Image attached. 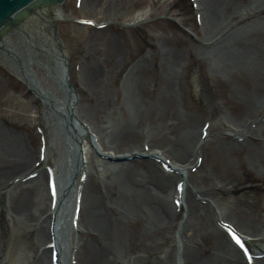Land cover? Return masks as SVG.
Instances as JSON below:
<instances>
[{
  "label": "rangeland",
  "instance_id": "374dc122",
  "mask_svg": "<svg viewBox=\"0 0 264 264\" xmlns=\"http://www.w3.org/2000/svg\"><path fill=\"white\" fill-rule=\"evenodd\" d=\"M65 1L64 16L60 15L56 19L57 31L63 44L62 50L69 59L70 69L78 85L76 95L78 116L91 128L97 143L101 142L96 151L89 141L87 143L90 149L87 151L90 162L87 163L89 167L86 168L84 175L88 174L90 180L88 183L96 185L95 194L102 201L113 199L117 193L111 192L112 189L107 191L102 183L115 175V168L109 167L102 172V167L96 160L100 157L103 162L114 165L115 162L122 163L129 159L132 161L133 156L140 170L147 167L143 162L145 159L153 160L157 164L158 172L167 173L172 181L168 190L170 191L168 200L172 205L175 204L173 212L176 223L170 226L171 230L164 234L163 240L159 238L156 249L145 253L143 259H138V264H180L179 262L181 264H214L213 259L210 258L215 252L218 237L214 235L212 229L214 226L219 227L220 220L229 223L236 220L237 230L249 235L250 240L246 243L250 245L251 251L254 254L259 253L258 248L264 246V159L254 163L255 168L251 166V162L249 163L244 150H236L232 157L236 159L237 174H233L235 171L223 173L222 160L220 161L218 157L214 159L210 149L214 151L220 143L229 140L243 139L237 133L235 123L231 119L241 107L237 99L241 95L245 98L246 95L255 93L253 89L258 88L263 91L261 87L264 79L258 78L254 86V82L249 79L251 77L249 75L248 77L246 72L241 73L240 70L235 69H233L234 78L232 75L230 77L227 73L215 69V60L212 55L200 54L199 50L209 45L203 43L206 33L202 23L204 8L200 0H194L198 7L193 10L187 5V0H94L91 4L90 0H84V3H82L83 0ZM231 2L241 10L244 9L232 15L230 13L233 7L228 8L227 12L222 9V13L225 14L223 16H227L226 20L229 22L224 25V32L231 33L236 30L243 35V32L249 30L252 24H255V27L264 25V0H231ZM197 15H200L201 23L198 20L196 22ZM81 18L93 19L96 24L107 23L109 26L105 28L86 26L77 20ZM29 22H31L32 30L35 26L38 31L39 23L28 18L27 23ZM40 30L46 34L44 41L50 43L51 27L41 25ZM30 31V29H22L19 25L7 36V39L10 36L13 37L15 44L9 43V40L6 42L8 41V46L16 47L17 45L19 51L26 54H30L32 50L35 51L33 54L37 55L30 59L34 67L32 69L30 67L31 76L27 79L40 85L42 89L53 92L57 97L62 90L59 79L53 72L41 66L43 62L46 63L51 54L44 51L40 45L38 46L37 42V44L32 42L33 37ZM24 41L28 42L27 46ZM262 45L264 48V43ZM0 53V131L5 137L8 136V138L0 139V173H5V177L0 178V240H3L0 244L8 251L7 264H37L40 252L43 248H47L45 242L50 239L48 231L50 229L51 232L49 224L51 218L49 219L48 215L51 204L48 193H43L38 186L42 179L44 183L47 182L48 174L46 163H41L40 152L38 153L37 150L41 139L35 129L36 125L46 129L44 135L48 148L47 162L55 172L58 169V175L60 174L58 166L61 161H64L67 149L72 151L74 147H65V143L69 142L67 136L63 138V135L59 134L66 132V126L65 128L56 126V133H53L52 124L47 119L53 111L52 104L43 103V100L37 99L34 90L31 91L23 81L22 71L16 69L14 65L16 63H8L3 56L5 53ZM174 56L178 58V66H176L177 75H175L177 79L171 77L174 81L172 87L179 95L175 96L173 101H169L171 104L169 108L162 111L163 115L160 117L164 118L163 122L154 124L155 122L151 120V123L142 124L137 130L140 136L135 143L123 147L128 154L134 145L133 150L136 154L128 155L121 160L111 159L106 154L101 155L102 145L108 146L109 131L114 129V127L105 128V126L119 116L117 112L119 110L115 109L116 114L111 112L106 115L107 111L103 112L102 106H105L104 103L108 101L102 102L99 97L100 85L104 83L112 89L109 102L120 103L124 98L125 74L134 67L139 77L143 78L142 83L136 88L137 94L142 98L140 103L144 105L149 101L152 102L151 99L158 95L157 92L154 94V88L160 84L162 76L159 71L163 66L166 68L167 63ZM141 60L149 61L146 69L135 66ZM16 62L19 66L23 65L25 57L20 56ZM50 62L51 65H55L53 60ZM89 67H94L96 72H102L99 85L93 84L92 81L87 82L85 72L81 74V68L86 70ZM260 98L264 100V94ZM124 109L122 106L121 110L124 111ZM170 109L175 112L173 116ZM179 113L181 120L177 121L176 116ZM54 114L52 115L57 117ZM160 117H156L155 120ZM242 119L245 127L242 129L238 127L240 133L248 131L250 134L254 133L258 130L259 124L261 125L259 130L264 133V106L255 113H248ZM154 125L161 127L165 135L159 134L156 138H150L149 128ZM206 125L207 132L203 134V128ZM189 127H193L198 138L202 136V139H206L194 146L193 154L187 156L189 160L175 158L173 151L165 152L164 149L171 146L167 144V141H172L168 137L171 138V135L176 133L175 129L184 130ZM99 138L100 141H98ZM154 140L157 142H153ZM9 141L14 149L19 151L24 149L30 153L28 163L21 170L12 167L13 160L8 150L10 144H4ZM171 149L173 150L172 147ZM153 150L158 151L159 154ZM154 155L159 156L160 160H155ZM202 162L204 163L203 172L210 181L206 180L205 184L203 180V183L200 182V179L194 182L193 176L188 181L189 199H193L204 207L203 210L200 209V219L191 220L188 218L190 211L187 212V204L184 203L180 207L176 200H173L176 184L183 181L180 180V172L170 171L162 166L169 164L172 167L175 163H189L186 166L187 173L197 176L196 169ZM31 173L37 175L28 177ZM22 176L23 180L20 179ZM80 177L78 174V181ZM31 178H34V181L30 182ZM154 179H156L155 184L156 182L159 184L151 185V190L161 191L163 185L159 181L160 177L157 176ZM77 180L75 179V182ZM208 216L212 220L213 227L207 223ZM184 223H188L189 227L186 231L187 239L183 241L181 238L187 246V251L181 253L183 259L179 253L181 250H179L178 240L181 241V239L178 234L179 228ZM81 224L87 228V224L82 222ZM42 227L46 229V236L39 242L37 232ZM79 231L76 228L69 242L67 264L78 263L75 253L79 251L81 256L84 255L86 249L84 242L91 239L84 231L78 242ZM173 236L174 240H172ZM263 255L261 258L264 257ZM46 264H49V261ZM215 264L221 263L216 261Z\"/></svg>",
  "mask_w": 264,
  "mask_h": 264
},
{
  "label": "bare ground",
  "instance_id": "6f19581e",
  "mask_svg": "<svg viewBox=\"0 0 264 264\" xmlns=\"http://www.w3.org/2000/svg\"><path fill=\"white\" fill-rule=\"evenodd\" d=\"M84 2L85 1L83 0L82 3ZM91 3H94V0H90V4ZM200 4H202V7L204 8L202 23L204 33H206V38L204 37L203 43L209 44L203 46V49L199 50L200 54L212 55L215 60V69L225 74L227 73L230 77L231 75L233 78L235 76L233 69L240 70L241 73L246 72V75L251 77L249 79L254 82L255 86L258 78L261 80L264 79V48L262 45L264 43V25H257L255 27V24H252L249 30L243 32V35H240L241 32H237L236 30L231 33L224 32V25H227L229 22L226 20L228 19L227 16H223L225 14H223L224 12L222 13V9L227 12L229 10L228 8L231 9L233 7L230 13V15H232L233 13L242 12L244 8L241 10V8L231 2V0H200ZM42 10L43 9L39 7L34 8V11L36 12H42ZM56 11L57 17L60 12L58 11V8ZM53 12L55 13V8H53ZM19 23L21 24L20 27L22 29L25 28L26 30H31L30 32L33 37L32 42L34 44L38 43V46L40 45L44 51L51 54V57L46 61V63L43 62L41 66L46 67L49 72H53L57 79H59L60 87L62 89L60 92L61 94L56 97L53 92L42 89L40 85L33 81H31L30 84L37 91H39L46 103L52 104L53 111L47 119H49L52 124V128L54 129L53 133H56V126H59L60 128H65L66 126V132L59 134H62L63 138L67 136V141L69 142L65 143V147H74L72 151L67 149L64 155V161L60 162L58 166L60 174L58 175V169L54 173L56 201L54 207L51 206L50 213L48 215L49 219H53L54 216V227L52 229V233L50 232V229L48 231L50 239L45 242L47 243V248H43L40 252L37 264H46L48 261L49 264H67V250L70 247L69 242L74 236L73 233L76 231L74 221L77 218L76 208L78 204L76 203L78 194L81 195L80 203L82 205L78 214L79 219L77 231L80 230L78 232V242L81 240L80 238L82 237V233L84 231H86L87 236L91 237V239L84 242V244H86L84 255L81 256V254L78 253L79 251L75 253L76 258L78 259V263L76 264H138V259H143L145 253L156 249L160 241L159 238L164 239V234H166L167 231L170 232V226H174L176 223V219H174L175 214L173 212L175 204L172 205V203L168 200V196L170 194V191L168 190L172 181L167 173L163 172V174H161V172H158L157 164L153 160L149 161L145 159L143 162L147 165V167L144 170H140L134 156L131 159L132 161L129 159L128 161H123L122 163L115 162L114 165L103 162L100 157L96 160L98 165L102 167V172L109 167L115 168V175L111 177L110 180H105L102 183L104 189L107 191L112 189L111 192L117 193V196L111 200L109 198V200L105 202L102 201L101 198H98L97 194H95L96 185L88 183L90 182L88 174H85V181L77 180V175L79 174L80 176L84 174L86 172V168L89 167L87 165V163L89 164L90 162V156L87 155V151L90 150L87 146L88 141L90 145L94 147L95 151L96 148H98V145H101V142L97 143V139L94 138L91 130H86L83 125H78L79 121L76 120L77 114L75 111L76 98L66 85L65 69H63V63L61 61L62 55L58 53L51 43L44 41L46 34L40 30V24L38 25V31H36L35 26L32 30L30 25L31 22L27 23V21H25L21 23V20H19ZM230 26L231 23L229 24V27ZM5 39V37L0 39V45L2 44L6 49V53L3 55L5 60L10 64L16 63L14 64L16 69L22 71L26 77L29 76L30 78V67L31 69L34 67L30 59L37 54H33L35 53L33 50L30 54L19 51L17 45L16 47L11 45L8 46V41L4 42ZM6 40H9V43L11 44H15L13 37L11 36ZM24 42L27 46L28 42ZM118 54L120 53L118 52ZM20 56L25 57V63L19 66L16 61L17 58H20ZM173 58L169 63H167L168 65L166 68L163 66L159 71L162 76L160 84L158 87L154 88V94L157 92L158 95L154 96V99H151L152 102L149 101V103H145L144 105L140 103L142 98H140V95L136 92V88L139 86L138 84L142 83L143 78L139 77L134 67L128 70L124 79V98L120 103L117 101L109 102L108 99H110L112 89H109L106 85H104V83L103 85H100L99 97H101L102 102L103 100L108 101L107 103H104L106 107L102 106L103 112L107 111L106 115H108L111 112L116 114L115 109L119 110L117 111L119 116L105 126V128L114 127V129L109 131V137L107 138L108 146L102 145L101 155L106 154L110 156L111 159L114 158L121 160L128 155L130 156L134 153L136 154L133 150V148L135 149L134 145L130 148V153L128 154H126L127 152L124 151L125 149H123V147L135 143V140L140 136L137 130L141 128L142 124L151 123V120L155 122L154 124L163 122L164 118L160 117V115H163L161 114L162 111L169 108L171 105L169 101H173L175 96L177 97V95H179L172 87V84H174L172 82L174 81L171 77L176 78V66H178V58ZM51 60L55 62V65H51ZM148 64V60H141L135 66H138L139 68L141 67V69H146ZM120 68H123V66H120ZM81 69L82 75L84 72L86 73L84 76L87 78V82L92 81L93 84L99 85V81L101 80V71L96 72L94 67H89L86 70H84V68ZM261 88L264 89V82L262 83ZM253 90L256 92L246 95L245 98L244 95L238 97L237 101L241 104L240 110L238 113L234 114L233 117H231L235 123L237 133H239L243 139L235 141L229 140L224 143H220L214 151L212 148L210 149L212 151L211 155L213 154L212 157L214 159L218 157L220 161L222 160L223 173H231L235 171L233 174H237L236 171L238 168H236V159L232 157L234 151L236 150H244L249 163L251 162L250 164L253 167H255L254 163L264 159V133L259 130L261 125L259 124L257 127L258 130H255L254 133L251 132V134L250 131L240 133L238 130V127L241 129L245 127V123L242 121L244 116L248 113H255V111L260 110V108L264 106V100L260 98L264 94V90H258V88ZM122 106L123 109L126 107L124 111L121 110ZM54 113L57 117L52 115ZM170 113L171 116L175 114V112L171 109ZM156 117L160 118L155 120ZM180 118L181 114L179 113L176 116L177 121H180ZM149 129L148 133L150 138H156L159 134L162 136L165 135V132L162 131L161 127H157V125L151 126ZM200 131L202 134V130ZM175 132L176 133L174 135H171V138L168 137L169 139H172L170 142L173 143L167 141V144L171 146L168 149H164V151H173V155H175L174 157H177L178 159H187L188 155L191 156L193 154V148L198 142L201 140L206 141L205 138L202 139V136L198 138L193 127H189V129L184 128V130L177 128L175 129ZM166 135L169 136L167 133ZM5 138H8V136L6 135L5 137L3 132L0 131V139ZM98 141H100V138ZM153 142L157 141L154 140ZM4 144L8 145V150L10 151V156L13 160L12 167H14V169L21 170V168L28 163L30 153L26 152L24 149H20V151L18 149H14L11 141ZM37 150L39 153L41 149L38 148ZM159 150L160 149H158V151ZM153 151L159 154L158 151ZM47 152L48 151H46L44 161H42L46 164H48ZM154 156L159 157L157 155ZM188 164L189 163H175L172 165L174 171L180 172V180L185 181L182 192L175 188L176 191L174 192L173 200L182 199V203L187 204V212L189 213L190 211L188 218H191V220H199L201 216L200 209L203 210L204 207H201L193 199H189L188 181H190L192 176L194 182H196V180L199 181L200 179V182L203 180V184H205L206 180L209 182L210 179H207L205 173L203 172V162L196 169L198 170V174H196L197 176L187 173L186 166ZM157 176L160 177L159 181L162 182V190L152 191L150 186L159 184L158 182H156V184L154 182V180H156L154 178H157ZM2 177H5L4 172L0 173V178ZM41 177H43V175H41ZM22 178L23 176L20 179L23 180ZM48 179L49 178H47L46 183H44V179H42L38 186L41 187L43 193H48L50 197V204H52L53 196L50 193ZM75 179L77 180L76 182ZM31 180L34 181V178H31L30 182H32ZM208 220L209 221L207 223L212 226L211 218ZM81 222L87 224V228L84 227ZM230 222L232 226L237 228L236 225H238V222L236 220H232ZM187 224L184 223L179 228L178 236H180L179 239L182 238L183 241L187 239L186 231L187 227H189ZM212 232L216 235V237H218L215 243V252L212 258H210L213 259L212 262L214 264L216 261L221 264H249V257L244 255L241 248L233 243L234 239L232 237L225 235V230L214 226ZM244 235L246 238H249L248 234H241V232L238 234L241 239ZM37 236L39 242L46 236L45 227L38 229ZM52 236H54V239ZM189 237L191 238V236ZM174 239L175 238L173 236L172 240ZM182 239L181 241L178 240L180 247L179 250H181L179 252L180 257H182L181 253H184L187 249V246L182 242ZM53 240L55 245L54 247L57 250L55 253L58 255L56 260L54 259V256H56L54 253V247L50 245V242ZM1 241L3 242V240H0V242ZM258 249L260 251L259 254H264V246L259 247ZM7 252L8 251L4 248V246L0 244V264H7ZM250 255L253 256L251 251ZM179 263L181 264V262ZM251 264H264V257L253 258Z\"/></svg>",
  "mask_w": 264,
  "mask_h": 264
},
{
  "label": "water",
  "instance_id": "95a60500",
  "mask_svg": "<svg viewBox=\"0 0 264 264\" xmlns=\"http://www.w3.org/2000/svg\"><path fill=\"white\" fill-rule=\"evenodd\" d=\"M31 0H0V25L6 21L9 16L18 10V8L27 5ZM38 2H45L47 0H37ZM54 2L61 0H53ZM31 5V4H30ZM22 9L18 13H24L28 10L29 6Z\"/></svg>",
  "mask_w": 264,
  "mask_h": 264
}]
</instances>
